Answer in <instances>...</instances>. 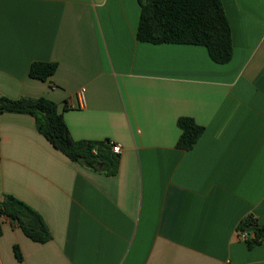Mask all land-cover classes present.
I'll use <instances>...</instances> for the list:
<instances>
[{"label":"crops","instance_id":"1","mask_svg":"<svg viewBox=\"0 0 264 264\" xmlns=\"http://www.w3.org/2000/svg\"><path fill=\"white\" fill-rule=\"evenodd\" d=\"M222 2L227 64L139 41V0H0V95L50 99L75 140L122 147L107 175L56 150L33 116L0 112V202L28 204L52 236L0 217V264H264V242L238 231L249 215L264 224V0ZM34 62L58 68L44 82ZM182 117L205 128L188 151Z\"/></svg>","mask_w":264,"mask_h":264},{"label":"trees","instance_id":"2","mask_svg":"<svg viewBox=\"0 0 264 264\" xmlns=\"http://www.w3.org/2000/svg\"><path fill=\"white\" fill-rule=\"evenodd\" d=\"M141 6L137 39L152 44H189L208 49L211 59L227 64L233 58L232 27L222 0H139ZM57 63L34 62L29 76L48 81L56 72ZM0 112L28 114L35 118L38 131L71 161L92 170L115 175L120 156L113 152L110 140H75L57 103L45 97L11 99L0 95ZM181 136L178 148L191 150L201 139L205 128L194 119L178 120ZM0 217L20 227L35 242L45 243L52 236L42 216L28 204L12 196L0 202ZM238 231L246 236L249 248L264 242V224L254 216L244 218ZM3 233L0 223V236ZM15 253L20 258L18 247Z\"/></svg>","mask_w":264,"mask_h":264},{"label":"built area","instance_id":"3","mask_svg":"<svg viewBox=\"0 0 264 264\" xmlns=\"http://www.w3.org/2000/svg\"><path fill=\"white\" fill-rule=\"evenodd\" d=\"M79 98H80V101H81L82 103L85 102V91H84V90H81V91L79 92ZM113 152L119 155V154L122 152V147H121V145H119V144H113ZM245 237H246V236H245Z\"/></svg>","mask_w":264,"mask_h":264},{"label":"water","instance_id":"4","mask_svg":"<svg viewBox=\"0 0 264 264\" xmlns=\"http://www.w3.org/2000/svg\"><path fill=\"white\" fill-rule=\"evenodd\" d=\"M144 2H147V0H144Z\"/></svg>","mask_w":264,"mask_h":264}]
</instances>
